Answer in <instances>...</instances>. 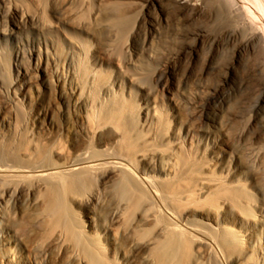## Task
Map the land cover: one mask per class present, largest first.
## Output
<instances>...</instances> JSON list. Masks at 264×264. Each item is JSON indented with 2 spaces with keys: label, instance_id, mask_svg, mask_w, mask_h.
<instances>
[{
  "label": "bare ground",
  "instance_id": "6f19581e",
  "mask_svg": "<svg viewBox=\"0 0 264 264\" xmlns=\"http://www.w3.org/2000/svg\"><path fill=\"white\" fill-rule=\"evenodd\" d=\"M76 1L0 0L6 32L33 27L53 35L68 29L66 46L53 41L54 50L46 45L44 51L28 52L27 66L0 91V264H29L22 253L29 245L44 257L43 263L36 258L31 264H222L223 259L264 264V122L259 114L234 135L260 144L253 146L251 161L258 164L253 172L238 162L234 149H225L232 133L222 110L226 79L213 87L203 79L196 82V74L189 84L194 73L189 62L173 89L167 69L156 70L162 87L153 103L139 107L136 89H130L129 99L119 95L117 79L126 55L151 56L154 48L129 10L134 3L143 8L163 0H80L78 6ZM172 3V13L181 17L175 19L184 23L177 29L170 23L175 29L166 28L167 36H161L179 45L176 58L188 51L186 24L206 13L220 25L219 39L235 43L236 55L250 59L239 69L243 84L253 86L254 103L262 105L264 0ZM120 31L129 42L112 41V32L118 36ZM179 66L172 68L174 74ZM158 98L164 101L160 112ZM7 109L13 112L4 116ZM22 118L20 129L13 123ZM12 125L18 142L9 144L1 129ZM47 129L49 141H37ZM23 197L33 201V208L21 204L9 214L5 206ZM84 197L92 200L86 221L73 208Z\"/></svg>",
  "mask_w": 264,
  "mask_h": 264
},
{
  "label": "rangeland",
  "instance_id": "374dc122",
  "mask_svg": "<svg viewBox=\"0 0 264 264\" xmlns=\"http://www.w3.org/2000/svg\"><path fill=\"white\" fill-rule=\"evenodd\" d=\"M172 2L173 0H163L162 5L155 3L152 5L143 7V8L139 4L137 5L134 3V5L130 8L129 15L131 16V20L134 22L135 20L139 19V23H140L139 29H141L140 34L142 36H145V35L148 36L151 40L153 39L154 48H153V51L151 52V56L148 54H145L144 57L137 58L135 54H132L131 57L129 55H126L125 60H127V62L123 70L120 72V75H118V79H117L118 84L116 85L117 91L120 96H122L123 98L129 99L130 89H136L138 91V95L134 97V101L135 103L139 104V107H142V106L144 107L145 103H148V102L153 103L152 100H153L154 94L156 92H157L156 94H158L160 87H162L157 83V80L155 78V72L158 69L160 70L167 69V80H169L170 89H173V87H176V84L178 80L180 79L181 75L183 76L185 73L184 70H186L187 66H189L190 64L194 68V73L188 79L189 84L190 82L191 84H194V82L196 81L195 78L196 76H198L196 74H199V76L200 75L202 76V77L200 76L201 78L198 76L197 78L199 79H197L196 82H200V80L203 79L204 81H201V82H204V83L207 82L210 84V86L213 85V87L216 86L217 84L222 85L223 83L222 80L226 79V82L221 86V87H226L225 91L227 92V94L225 92L226 104L224 107H222L223 108L222 110H223V116L226 117L224 118L225 119L224 121H226V124H227L226 126H228L229 124L230 130H232V133L230 137L226 138L227 141L225 144V149L229 150L230 152L234 149L232 153L238 155L239 157L238 162L240 164L244 162L243 165L244 167L246 166L245 169L249 167L250 169H253V172H254L258 164L256 166L253 163V161H251L252 158L254 159L253 146L260 145V144L254 143L253 137H251L252 138L251 139L250 136L244 139L242 138L241 140L237 139L236 136H234L236 135L235 133L243 130L244 128L248 126V123L250 122L249 120L250 118L255 117L258 114H259L258 119L260 118L261 122H264V109H263L264 106H262L264 105V103L260 106L258 105V103L257 104L254 103L256 102L257 97L254 93H252L253 86L246 85V83L243 84L244 76L241 70L239 69L241 65L245 63L246 60L248 61L250 59H248V56L246 55V53H243L241 55L238 54L239 56L236 55L237 53L235 51V48H236L235 43L226 44L224 43V41L219 39L218 35H219L220 25H218L217 23L214 24V21L210 19L206 13L202 14L201 16H199L200 18L199 17L196 18V20L192 21L191 23L187 22V23H190V24H186V26H189V27L185 26L186 30H188L189 32V37H190L188 38L189 41L187 40L188 46H189L188 51L187 53H184L182 56H179L176 58L174 54L179 49V45L171 43L169 37L167 38L165 37L166 39L165 41H163L164 40L163 36L167 33V29L168 30H172L175 28L177 29L176 26H178V24H182L183 22L182 19H180L181 21L180 20L177 21L178 18H181V17H178L175 14L176 12L173 11L175 10V8H170L171 5H173ZM75 3L77 6L80 5V0L76 1ZM168 9L169 10L172 9V10L168 11ZM172 11L175 13H172ZM171 19H173L174 21ZM170 23L173 24L175 28H172V25ZM5 29H6V24L4 23V19L0 17V91H3V92L6 88L5 86H6L7 80L9 78L13 79L17 77V74H18L17 69L19 71H22L27 66L28 52H35L39 48L42 51H44L46 45H48L52 50H54L55 46L53 45V41H55L56 45H58V47L60 48H62V46L67 45V41L64 35L66 30H68L67 28L57 29L56 33L53 35L45 34L44 32H40L36 28H33V27L31 28L29 27L28 29L20 30L14 33L6 32ZM70 31L73 33H77V34L79 33L76 30H70ZM196 32H200L199 36L197 37H195ZM121 33H119V35L116 36L115 33L112 32V35H111L112 41L116 42V39H117L118 43L123 42V41L129 42L127 33H125L124 35L122 33V35H120ZM159 33L160 35H158ZM165 36H167V34ZM106 41L108 42L109 39ZM105 48L107 47L105 46ZM131 50H133L134 52V50H136V47L132 45ZM16 56L18 57L17 62L15 60ZM189 62H192L193 64L192 63L189 64ZM176 65L178 66L180 65L179 66L180 70L178 73L174 74V72L172 71V68L176 67ZM228 65H232L234 67L228 70L227 69ZM211 66H213L212 69H211ZM108 67L110 66H105V68H108ZM32 89L34 90L35 88L32 87ZM228 92L231 93L230 94L232 95L231 98H230V95H228L229 94ZM175 96L177 97V94ZM178 97L179 98L177 99V101L181 102L182 101L181 99H183L182 96L179 95ZM155 105H156V109L160 112L164 108V101L158 98L156 99ZM139 107L137 109V115H138V118L142 120L144 113L142 112V110H140ZM171 108H172V111H174L173 105H171ZM28 109H30V107H28ZM11 110L12 109L5 110L4 116L10 115V113L13 112ZM182 111L185 112L183 108H182ZM224 112L226 113V115L227 114L229 115L227 116L224 115ZM229 116H230V119H229ZM227 118L230 121L226 120ZM48 123L49 121L46 122L43 125V127L48 128ZM13 124L17 126V128L21 129L22 125L24 124V119L22 118L20 119L19 122L17 123L14 122ZM14 125H12L11 127L10 126L2 127L1 129L4 132L2 139L6 142H9V144L12 143L13 141H14L13 144L18 142L16 141V138L13 132ZM49 133L50 131L48 129L42 132L43 135L40 136V138L37 139V141L42 142V143L48 142ZM232 146L234 147L232 148ZM252 164H254V166ZM250 171L251 173H253L252 170ZM254 178L251 174L249 173L247 174V179L249 181L251 180L253 182ZM259 181L260 180L258 179L257 182L259 183ZM260 183L262 185L263 182L260 181ZM254 184L255 183H253V185ZM257 185H254V186H257ZM91 202L92 200H88L87 198L84 197L82 199L76 200L75 203H73V208H75V211L77 212L78 217H80L82 220H85V221L88 220V216H89L88 208L90 207ZM9 204L11 205V207L8 204L7 205L9 207H7V205L5 206V209L7 208V211H9V214H11V211H13V213L15 211L17 212L18 207L21 204H23V206L25 207H28L29 209L33 208L32 207L33 201L31 199H27V197H23L19 199V201L16 203H14V200L12 199ZM14 205L15 207L13 209L12 206ZM33 247L34 245H29L28 250L26 249L22 250V253L26 256V261L29 264H31L32 261H34L37 258L38 260H41V263H43L44 262L43 255L42 256L41 254L37 255V251L34 250ZM223 261H220V262L227 264V262L224 259Z\"/></svg>",
  "mask_w": 264,
  "mask_h": 264
}]
</instances>
